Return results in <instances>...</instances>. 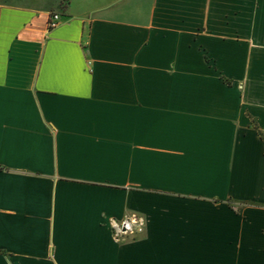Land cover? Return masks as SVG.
<instances>
[{
	"label": "crops",
	"instance_id": "crops-1",
	"mask_svg": "<svg viewBox=\"0 0 264 264\" xmlns=\"http://www.w3.org/2000/svg\"><path fill=\"white\" fill-rule=\"evenodd\" d=\"M0 264H264V0H0Z\"/></svg>",
	"mask_w": 264,
	"mask_h": 264
},
{
	"label": "built area",
	"instance_id": "built-area-1",
	"mask_svg": "<svg viewBox=\"0 0 264 264\" xmlns=\"http://www.w3.org/2000/svg\"><path fill=\"white\" fill-rule=\"evenodd\" d=\"M61 16L58 13L50 15L48 21V30H53L59 26ZM145 221L138 216H130L122 221L116 222L114 225V237L116 240L124 235H132L135 233H142L145 228Z\"/></svg>",
	"mask_w": 264,
	"mask_h": 264
},
{
	"label": "trees",
	"instance_id": "trees-1",
	"mask_svg": "<svg viewBox=\"0 0 264 264\" xmlns=\"http://www.w3.org/2000/svg\"><path fill=\"white\" fill-rule=\"evenodd\" d=\"M262 137H263V135H262Z\"/></svg>",
	"mask_w": 264,
	"mask_h": 264
}]
</instances>
